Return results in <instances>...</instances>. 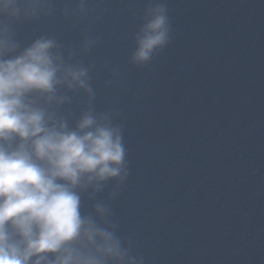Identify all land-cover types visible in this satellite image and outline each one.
I'll use <instances>...</instances> for the list:
<instances>
[{
  "label": "water",
  "instance_id": "water-1",
  "mask_svg": "<svg viewBox=\"0 0 264 264\" xmlns=\"http://www.w3.org/2000/svg\"><path fill=\"white\" fill-rule=\"evenodd\" d=\"M66 2L16 35L66 51L96 40L73 61L92 66L93 107L123 129L129 174L97 194L118 234L144 264H264V0H167L170 42L144 66L130 54L146 0H89L79 19ZM67 94L71 123L88 98Z\"/></svg>",
  "mask_w": 264,
  "mask_h": 264
},
{
  "label": "clouds",
  "instance_id": "clouds-1",
  "mask_svg": "<svg viewBox=\"0 0 264 264\" xmlns=\"http://www.w3.org/2000/svg\"><path fill=\"white\" fill-rule=\"evenodd\" d=\"M55 3L0 0V264H144L97 200L113 180L115 197L129 172L122 127L93 107L92 66L73 61L96 40L84 33L79 49L66 51L50 35L17 39V24L51 16ZM70 3L64 16L90 12L89 0ZM142 12L130 54L137 66L164 49L172 31L167 0H146ZM77 91L88 105L70 123L60 108Z\"/></svg>",
  "mask_w": 264,
  "mask_h": 264
}]
</instances>
